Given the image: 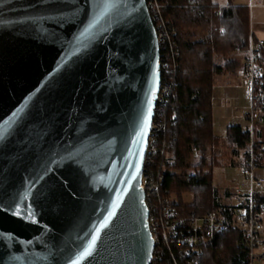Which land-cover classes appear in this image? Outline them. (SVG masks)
I'll list each match as a JSON object with an SVG mask.
<instances>
[{"label": "water", "instance_id": "1", "mask_svg": "<svg viewBox=\"0 0 264 264\" xmlns=\"http://www.w3.org/2000/svg\"><path fill=\"white\" fill-rule=\"evenodd\" d=\"M160 66L146 0H0V264H150Z\"/></svg>", "mask_w": 264, "mask_h": 264}, {"label": "trees", "instance_id": "2", "mask_svg": "<svg viewBox=\"0 0 264 264\" xmlns=\"http://www.w3.org/2000/svg\"><path fill=\"white\" fill-rule=\"evenodd\" d=\"M160 3L176 53L172 55L168 44L160 50L168 63L162 71V86L167 85L169 92L159 115L166 131L157 136L159 142L170 145L163 156L167 163L163 191L169 192L167 197H173L180 212L203 215L226 205L213 185L214 167L235 164L228 162L232 156H244L245 164L252 134L258 168L264 171V123L257 122L253 133L249 126L238 124L229 125L225 137L214 132V87L218 76L244 68L236 53L246 54L250 45L249 7L221 6L214 0ZM253 92L254 106L264 119V79ZM185 192L194 194L192 203L182 201ZM243 240V232L227 223L199 264H249V249L240 245Z\"/></svg>", "mask_w": 264, "mask_h": 264}, {"label": "built area", "instance_id": "3", "mask_svg": "<svg viewBox=\"0 0 264 264\" xmlns=\"http://www.w3.org/2000/svg\"><path fill=\"white\" fill-rule=\"evenodd\" d=\"M146 1L156 27L160 50L165 49L168 44L172 55L175 56L171 26L162 16L160 0ZM160 65L162 72L167 68L168 63L160 57ZM243 79L250 85L253 98L255 85L264 79V38L250 39L244 62ZM168 93L167 85L162 86L161 79L140 183L149 210L148 227L155 244L150 264H199L205 249L213 244L216 235L223 231L229 222L243 232L244 240L240 245L243 243L249 249V264H258L264 258V254L259 251L264 231L262 192L264 176H259L256 172L258 162L253 146V134L245 164L241 167V173L245 175L248 187L237 188L231 202H225L224 207L210 210L203 215H196L193 212L182 213L177 209L173 197H167L169 192L163 191L165 180L163 169L167 164L163 161V156L170 145L159 142L157 136L166 131V122L159 115ZM248 120L251 133L257 122L264 123L254 103Z\"/></svg>", "mask_w": 264, "mask_h": 264}, {"label": "rangeland", "instance_id": "4", "mask_svg": "<svg viewBox=\"0 0 264 264\" xmlns=\"http://www.w3.org/2000/svg\"><path fill=\"white\" fill-rule=\"evenodd\" d=\"M229 78L231 79V81L227 83L233 86V93L231 95L222 94V96L217 93L214 98L215 107L213 110V114L218 129L220 128V121L222 119L219 109L220 106L224 118H226V121L229 124L232 122H236L241 123L244 127L250 125L247 117L253 109L252 90L250 85L241 79L240 71H237L235 73H228L220 77L215 88L217 91H219L220 88H224L225 84H227L225 83V81H227ZM257 170L258 172H260V170L262 169L258 168ZM213 185L221 189L227 187L235 188L237 185L247 186L248 182L246 181L245 175L240 173V168L238 165L220 164L214 167ZM176 198L177 196L175 195V199ZM181 198L184 203L190 204L194 201V194L192 192H185L183 193ZM262 237L263 242H261V245L259 246V251L264 254V231ZM258 264H264V258L260 262H258Z\"/></svg>", "mask_w": 264, "mask_h": 264}, {"label": "crops", "instance_id": "5", "mask_svg": "<svg viewBox=\"0 0 264 264\" xmlns=\"http://www.w3.org/2000/svg\"><path fill=\"white\" fill-rule=\"evenodd\" d=\"M214 1L217 4L221 5V6L235 5V6H247V7H249V12H250V26H251V38L252 37H255V38H264V0H214ZM236 56L244 64L245 58H246V54L245 53H241V52H237L236 53ZM239 71L241 73V79L244 81V79H243V69L238 70V72ZM230 73H235V72H230ZM223 75H225V74H223ZM223 75L218 76L216 85L218 83V79L220 77H222ZM229 81H231L230 78L227 81H225V83H227ZM216 85H215V87H216ZM215 87H214V93H213V110H214V107H215V105H214V98H215V95L217 93H219L220 96H222V94L223 95H231L233 93V91H232L233 86L230 85V84H228V83L225 84L224 88H220L219 91H217ZM220 90H222V91H220ZM219 109H220V115H221V118L222 119L220 121V128L218 129L217 128V124L215 122V118H214V132L219 137H225L226 134H227V130H228L229 125H231V124L242 125V124L241 123H236V122L235 123L232 122V123L229 124L226 121V118H224V115H223L221 106H220ZM247 126H245V127H247ZM229 161L230 162L233 161L236 165H238L239 168H240V173H241V167L244 165V156H236V157H233L232 156V157H229L228 162ZM230 165H233V164H230ZM256 172H258V170ZM257 175L264 176L263 169L260 170V172H258ZM243 186L237 185L235 188H229V187H227V188H223V189H221V188L218 187V189L220 191V194H221L222 202H231L232 197H233V193L235 192V190L237 188L246 189L248 187V185L247 186L243 185ZM262 192L264 194V191L263 190H262Z\"/></svg>", "mask_w": 264, "mask_h": 264}, {"label": "snow or ice", "instance_id": "6", "mask_svg": "<svg viewBox=\"0 0 264 264\" xmlns=\"http://www.w3.org/2000/svg\"><path fill=\"white\" fill-rule=\"evenodd\" d=\"M107 221H105V223H104V225H102L101 227H107ZM77 264H78V262H77Z\"/></svg>", "mask_w": 264, "mask_h": 264}]
</instances>
